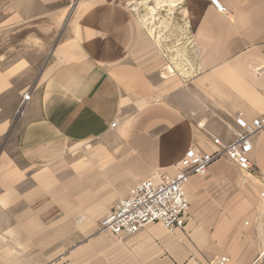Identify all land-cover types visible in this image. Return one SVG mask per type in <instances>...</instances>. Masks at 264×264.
Instances as JSON below:
<instances>
[{"label": "crops", "instance_id": "0c3cea01", "mask_svg": "<svg viewBox=\"0 0 264 264\" xmlns=\"http://www.w3.org/2000/svg\"><path fill=\"white\" fill-rule=\"evenodd\" d=\"M151 1L174 14L180 76L139 18ZM162 1L0 0V264H264V130L249 171L223 157L191 177L184 229L100 228L139 182L264 117V0Z\"/></svg>", "mask_w": 264, "mask_h": 264}, {"label": "built area", "instance_id": "2783aa9c", "mask_svg": "<svg viewBox=\"0 0 264 264\" xmlns=\"http://www.w3.org/2000/svg\"><path fill=\"white\" fill-rule=\"evenodd\" d=\"M209 1L220 14H229L228 8L217 0ZM170 74L175 75L173 68ZM30 98L29 94L25 95L17 116L23 113ZM236 125L239 132L234 141L225 143L211 136L213 149L210 152L190 148L176 165L174 175L156 173L153 178L139 182L132 193L104 217L100 225L101 230L122 237L135 235L155 223L161 224L170 232L184 229L190 210L186 187L192 176H206L209 168L223 157H227L241 171H249L252 168L249 160L253 150L252 138L264 130V117L248 122L239 116L236 118ZM229 262L228 257H221L213 264Z\"/></svg>", "mask_w": 264, "mask_h": 264}, {"label": "rangeland", "instance_id": "374dc122", "mask_svg": "<svg viewBox=\"0 0 264 264\" xmlns=\"http://www.w3.org/2000/svg\"><path fill=\"white\" fill-rule=\"evenodd\" d=\"M138 14L143 25L155 35V38L159 43L165 61L164 71L167 74H170L169 66H172L175 75H182L185 71V66L183 65L184 58L181 51L178 50L179 47L174 46L176 41L174 40L173 33L175 32L174 28L178 26L174 14L169 11V8L159 7L156 2L152 1L146 2L144 6L138 10ZM15 116L17 117V114H15Z\"/></svg>", "mask_w": 264, "mask_h": 264}, {"label": "bare ground", "instance_id": "6f19581e", "mask_svg": "<svg viewBox=\"0 0 264 264\" xmlns=\"http://www.w3.org/2000/svg\"><path fill=\"white\" fill-rule=\"evenodd\" d=\"M162 1V0H161ZM163 2V1H162ZM175 2V1H174ZM159 4V3H158ZM163 4H166V2H164ZM174 4V3H173ZM172 4V5H173ZM160 5V4H159ZM153 9V8H152ZM154 10H155V8H154ZM153 11V10H152ZM156 11V10H155ZM152 18V17H151ZM146 20V19H145ZM170 69V71H172V68H169Z\"/></svg>", "mask_w": 264, "mask_h": 264}]
</instances>
